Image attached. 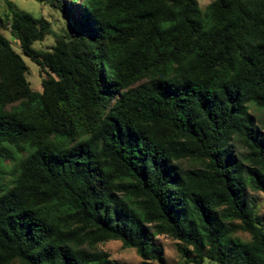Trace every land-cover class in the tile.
<instances>
[{
    "label": "trees",
    "instance_id": "1",
    "mask_svg": "<svg viewBox=\"0 0 264 264\" xmlns=\"http://www.w3.org/2000/svg\"><path fill=\"white\" fill-rule=\"evenodd\" d=\"M37 1L67 31L0 13V264H264V0Z\"/></svg>",
    "mask_w": 264,
    "mask_h": 264
},
{
    "label": "rangeland",
    "instance_id": "2",
    "mask_svg": "<svg viewBox=\"0 0 264 264\" xmlns=\"http://www.w3.org/2000/svg\"><path fill=\"white\" fill-rule=\"evenodd\" d=\"M15 8L21 12L28 13L36 18L44 17L46 19L52 20L54 23V29L57 32L67 31V26L65 23V18L61 17L59 13L55 10H51L52 8L46 4H43L37 0H11ZM70 1V0H65ZM200 7L205 9L206 6L212 0H198ZM80 5L81 2L79 1ZM74 13H78L75 7H72ZM8 12L5 0H0V13ZM6 36L10 37L9 32L5 31ZM54 43V38L52 36L46 38L43 42H38L36 47L41 49H46L48 46ZM17 50L16 45H14ZM25 60L29 64V79L32 81V85L36 89H41V81L45 74L41 72L40 67L37 64L32 63L27 57ZM252 113L257 117L258 121H261L260 124L264 127V109H259L256 107H252ZM188 165V164H186ZM7 178H10L9 175L6 174ZM248 198L249 200H254L257 203V214L261 220L262 225L264 226V193L263 192H255L253 190H248ZM241 236L248 238L247 233H240ZM158 243H160L164 248V262H152V264H194L187 263L186 259L182 256L179 251V241L171 238L168 235L160 234L156 237ZM100 249L107 251L111 255V259L114 264H139L142 259L137 254L134 248H127L123 246V243L120 240H110L105 243H101L98 246ZM206 264H215L209 260H206Z\"/></svg>",
    "mask_w": 264,
    "mask_h": 264
}]
</instances>
